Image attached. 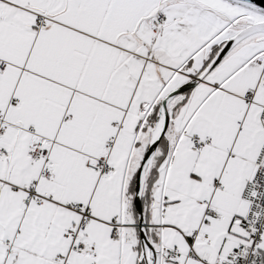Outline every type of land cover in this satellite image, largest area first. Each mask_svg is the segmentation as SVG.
Instances as JSON below:
<instances>
[{
    "label": "snow or ice",
    "instance_id": "obj_1",
    "mask_svg": "<svg viewBox=\"0 0 264 264\" xmlns=\"http://www.w3.org/2000/svg\"><path fill=\"white\" fill-rule=\"evenodd\" d=\"M0 264H264V3L0 0Z\"/></svg>",
    "mask_w": 264,
    "mask_h": 264
},
{
    "label": "water",
    "instance_id": "obj_2",
    "mask_svg": "<svg viewBox=\"0 0 264 264\" xmlns=\"http://www.w3.org/2000/svg\"><path fill=\"white\" fill-rule=\"evenodd\" d=\"M260 2L264 3V0H260Z\"/></svg>",
    "mask_w": 264,
    "mask_h": 264
}]
</instances>
